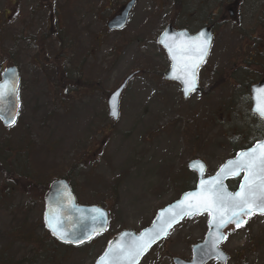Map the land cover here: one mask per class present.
Masks as SVG:
<instances>
[{
    "label": "rangeland",
    "instance_id": "obj_1",
    "mask_svg": "<svg viewBox=\"0 0 264 264\" xmlns=\"http://www.w3.org/2000/svg\"><path fill=\"white\" fill-rule=\"evenodd\" d=\"M131 1L126 26L108 32ZM230 1L180 0L177 8L175 0H52L51 38V0H0V75L15 66L20 78L18 121L0 124V264H93L113 236L139 233L194 188L189 162L201 160L214 175L261 141L249 91L264 79L255 58L262 43L246 35L264 38L255 23L261 0H240L237 23L226 24ZM208 20L214 39L197 77L204 91L184 101L177 84L162 80L169 62L157 39L167 26L194 33ZM129 76L114 122L107 99ZM59 179L78 205L109 214L107 232L78 249L57 246L44 228L43 198ZM207 220H184L140 264L190 261ZM227 234L226 264H264V216Z\"/></svg>",
    "mask_w": 264,
    "mask_h": 264
},
{
    "label": "water",
    "instance_id": "obj_2",
    "mask_svg": "<svg viewBox=\"0 0 264 264\" xmlns=\"http://www.w3.org/2000/svg\"><path fill=\"white\" fill-rule=\"evenodd\" d=\"M133 6H134V1H131L126 6H124L119 13L115 14L113 18L111 19V21L107 24L108 30L112 31V30L122 29L127 23L129 13L131 12ZM201 33L204 34L205 40H210V45H211L212 35L209 29H202L197 34L191 36L186 31L175 32L173 31L171 27H167L157 39L158 45H160L165 50L170 60V63H171L170 70L164 76V80L174 81L180 85L183 100H187L191 95H193L194 93L198 91L196 72L198 68L206 60L210 46L208 47L207 53L203 61L199 62L197 67L195 68V90L190 92L188 95H185V91H184L185 84L183 80L186 78V76H185V72H183L181 69L185 63L191 64L195 62V59H194L195 53H191V52L181 53L177 51L176 55L178 58L177 60H173L172 54L169 52L168 47H166V45H170L174 50L178 49L181 46H188L190 42L198 38ZM187 78L191 79L190 72L187 75ZM129 80L130 78H127L120 85V87L117 88L109 96L107 100V108L109 112L108 115H109V118H111L114 122H116L119 117V99H120L121 93L126 87ZM18 89H19V75H18L17 68L14 66H9L6 69H4V71L2 72L0 76V123L5 129L12 128L17 123V120H18V114H19ZM258 89H264V82H259L257 85L252 86L250 89L251 102H252V108H251L252 114L254 112V109L257 103L256 95H257ZM113 111H115V115L113 114ZM257 117L260 119L259 116ZM13 120L15 121V123L10 124V121H13ZM235 155L231 159H233ZM194 161L202 162L201 160L196 159L187 164L188 170L193 172L197 179L194 189L183 193L179 197V199H177L175 202L159 210L153 222L151 223V225L141 230L139 233H135L133 231L127 230V231H122L118 235L114 236L108 242L105 251L102 253L100 257H98L95 260L93 264H98V261L100 260V258L104 256L105 252L108 251L109 248H114L118 244H121V245L127 244L132 239L139 237L142 233L146 231H152L154 229L159 228L161 224L163 223V221L167 219L169 215L168 210L170 207L175 210V205L184 198L185 194L189 192L198 191L199 182L201 179L208 180L217 174L218 171L213 176L206 177L207 168L205 164L202 162L203 165L205 166V170L203 174L201 175L198 171H194L192 168H190L189 165ZM225 163L226 161L222 165H224ZM242 176L243 174L239 176L241 177V180H242ZM239 177H229L223 180V183L229 192L231 191L228 189L227 183L229 181L236 180ZM237 190H239V186L236 189V191ZM44 204H45V207H44L43 222H44L45 229L56 242H58L59 244L63 246H69L73 248L81 247L83 245L89 244L96 235L103 234L107 230L108 213L106 212V210L100 207H97V206L77 205L75 201V197L73 193L71 192L69 184L67 183L66 180L54 181L49 186L47 193L45 195ZM101 212L104 214L102 217L100 216ZM205 214L208 215L207 212H203L201 214H197L191 217L185 215L183 216V218H178V222L174 223L172 227L168 229V234L162 237L160 240L153 243L151 247L146 252H144L142 256L139 257L138 264H140L142 259L147 255V253L156 244L166 239L168 235L170 234V232L177 225H179L184 219H191L196 216L199 217ZM254 215H264V214L256 213ZM93 216L98 217V219L93 220ZM252 216L250 217L243 216L242 219L247 220L251 218ZM210 220H211V217L208 215V222H207L208 231L205 234V237L202 242L197 243L194 246H192L191 260L184 261V260L175 258L172 260L173 264H209L212 261H216L219 264H226L228 262V259H229L228 256L220 249V246L225 242L226 239L219 241L218 246L214 248L213 247L214 236H219L220 234H223V236L226 237V234L228 231H230L231 229H236L237 227L235 223H229L225 227L217 231V229L212 224H210ZM49 223H52L53 225H55L59 231L66 232L67 239L61 240L56 235H54L52 230L48 226ZM244 224L245 223H243L240 227L244 226ZM93 229H96L97 231L93 232L92 231ZM90 233H91V238H88ZM76 241H82V242H76Z\"/></svg>",
    "mask_w": 264,
    "mask_h": 264
},
{
    "label": "snow or ice",
    "instance_id": "obj_3",
    "mask_svg": "<svg viewBox=\"0 0 264 264\" xmlns=\"http://www.w3.org/2000/svg\"><path fill=\"white\" fill-rule=\"evenodd\" d=\"M209 46L210 40H205L203 33L192 40L188 46H181L176 50L170 45H166L173 60L178 58L177 51L195 53V62L185 63L181 69L186 76L183 80L185 95L195 90V68L199 62L203 61ZM189 72L191 79L187 78ZM256 100L253 114L259 116L264 122V89L257 90ZM113 114L115 115V111ZM11 123H15V121H10ZM189 166L201 175L205 170V166L200 161H194ZM241 174L243 176L239 183V190L229 192L223 180L229 177H239ZM168 212L167 219L159 228L146 231L127 244H118L114 248H109L100 258L98 264H138L139 257L153 243L166 236L168 229L178 222V218H183L185 215L191 217L207 212L211 217L210 224L219 231L229 223H235L237 228L240 227L246 223L242 219L243 216L250 217L256 213L264 214V141H256L245 150L236 153L233 159L226 161L221 166L214 177L208 180L201 179L198 191L185 194L184 198L175 205V210L170 207ZM103 215L101 212L100 216ZM97 219L98 217L93 216V220ZM48 226L59 239H67L66 232L59 231L52 223H49ZM92 231L96 232L97 230L93 229ZM88 238H91V233ZM223 239H226L223 234L214 236L213 247L216 248L219 241Z\"/></svg>",
    "mask_w": 264,
    "mask_h": 264
},
{
    "label": "flooded vegetation",
    "instance_id": "obj_4",
    "mask_svg": "<svg viewBox=\"0 0 264 264\" xmlns=\"http://www.w3.org/2000/svg\"><path fill=\"white\" fill-rule=\"evenodd\" d=\"M239 2H240V0H231L228 4H227V6L225 7V11L227 12V15L226 16H224V17H222L221 18V21L222 22H224L223 20H226V24H228V23H237V19H236V14H237V8H238V6H239ZM53 2H52V0H51V16H50V24H51V28H50V31H51V38L53 37V36H55L56 37V35H57V33L54 35V29H53V26H54V24L52 23V21H53V4H52ZM129 3V2H128ZM127 5V4H126ZM126 5H124V6H126ZM123 6V7H124ZM122 7V8H123ZM121 8V9H122ZM258 8H259V14H258V17H257V21L255 22L256 23V26L257 27H260V29H264V0H261V2H260V5L258 6ZM262 10H263V12H262ZM121 10L119 9V11L117 12V13H119ZM116 13V14H117ZM130 14V13H129ZM213 15V14H212ZM113 18V17H112ZM128 19H129V16H128ZM229 19V20H228ZM231 20H235V22L234 21H231ZM111 20H109L107 23H106V30L108 31V32H120L121 30H123V28L126 26H124L122 29H120V30H108V28H107V24L110 22ZM127 22H128V20H127ZM127 24V23H126ZM167 27H171L172 29H174L172 26H167ZM166 27V28H167ZM198 27V29L194 32V33H190V32H188L187 30H185L184 28H181V29H174L173 31H176V32H179V31H186L189 35H191V36H193V35H195V34H197L200 30H202V29H209L210 30V32H211V35H212V41H211V45H210V48H209V51H208V55H207V58H208V56H209V54H210V52H211V47H212V43H213V39H214V29H215V26H214V24L212 25V23H210V21L208 20V22L205 24V23H199V26H197ZM165 30V29H164ZM251 33H253L252 31H251ZM161 35V34H160ZM246 35H247V40H249V41H252V40H254V38H255V41L257 42H259L260 41V43H262V44H260L259 45V48L256 50V56H255V58L256 59H259V62H263V63H258L259 65H261V67H264V58H263V61L260 59L261 58V54H262V52L264 53V38H262V37H260L259 39L257 38V37H253V36H251V35H249V32H247L246 33ZM57 40H60V38H58ZM57 42H59V41H57ZM255 42V43H256ZM68 45V43H65V46H67ZM157 45H158V43H157ZM61 46H62V43H61ZM162 50H163V52L165 53V55H166V57H167V59H168V62H169V68H168V70L163 74V76H162V80L164 81V82H166V83H174V84H177L178 86H179V88H180V93H181V87H180V85L177 83V82H174V81H166V80H164V76L169 72V70H170V66H171V63H170V60H169V58H168V56H167V54H166V52H165V50L160 46V45H158ZM61 48V47H60ZM254 54H252V56H253ZM251 56V57H252ZM259 56V57H258ZM207 58H206V60H207ZM206 60L204 61V63L198 68V70H197V72H196V78L198 77V72L200 71L201 72V68H203V66H204V64H205V62H206ZM255 64H257L256 62H255ZM204 68H205V66H204ZM200 75V74H199ZM133 76H129L128 78H132ZM130 81V80H129ZM128 81V82H129ZM259 82H264V79H260V80H258V82L257 83H254L252 86H254V85H257ZM128 84V83H127ZM197 86H198V91L196 92V93H200V92H202V90L204 91V89H202L201 87H200V84L198 83V78H197ZM251 86V87H252ZM251 87H250V89H251ZM124 91V90H123ZM250 92V91H249ZM195 93V94H196ZM250 99H251V94H250ZM186 101V100H185ZM252 108V107H251ZM250 112H251V110H250ZM251 114H252V112H251ZM257 120H259L260 122H262L257 116H255L254 114H252ZM262 124H264V122H262ZM262 140H264V136L261 138V141ZM246 149V148H245ZM241 150H244V149H241ZM241 150H238V151H241ZM238 151H236V152H234L233 153V156L235 155V153H237ZM232 156V157H233ZM240 180H241V177H239V178H237L236 180H232V181H229V182H232L231 184H233V189H232V191H236V189L238 188V186H239V183H240ZM228 182V183H229ZM51 185V184H50ZM49 188V187H48ZM70 188H71V185H70ZM230 191H231V189L230 188H228ZM48 190V189H47ZM47 190H46V192H45V195H46V193H47ZM71 190H72V192H73V189L71 188ZM231 191V192H232ZM74 194V193H73ZM44 201H45V197L43 198V204H44ZM44 207H45V204H44ZM43 216H44V213H43ZM264 215H254V216H252L251 218H249V219H247V220H245L246 221V223L244 224V226H242V227H240V228H236V229H231L230 231H228V232H232V231H236V230H239V229H243V228H245V226L247 225V223H248V221H250L251 219H253L254 217H263ZM44 224V223H43ZM44 228H45V226H44ZM46 230V229H45ZM47 232V231H46ZM48 234V233H47ZM228 235V234H227ZM48 236H50L49 234H48ZM51 238V237H50Z\"/></svg>",
    "mask_w": 264,
    "mask_h": 264
},
{
    "label": "trees",
    "instance_id": "obj_5",
    "mask_svg": "<svg viewBox=\"0 0 264 264\" xmlns=\"http://www.w3.org/2000/svg\"><path fill=\"white\" fill-rule=\"evenodd\" d=\"M175 5L177 6V8H179L180 6H181V2H180V0H178V1H176L175 0ZM49 238H50V236H49ZM51 240L58 246L59 244L55 241V240H53L52 238H51ZM59 246H61V245H59ZM62 247H64V246H62Z\"/></svg>",
    "mask_w": 264,
    "mask_h": 264
}]
</instances>
